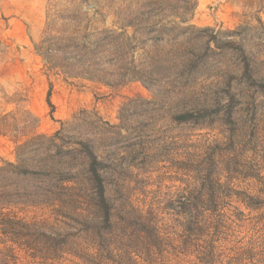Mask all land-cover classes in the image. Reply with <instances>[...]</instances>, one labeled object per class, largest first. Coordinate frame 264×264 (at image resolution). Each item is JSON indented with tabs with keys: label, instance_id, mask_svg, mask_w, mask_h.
I'll use <instances>...</instances> for the list:
<instances>
[{
	"label": "rangeland",
	"instance_id": "obj_1",
	"mask_svg": "<svg viewBox=\"0 0 264 264\" xmlns=\"http://www.w3.org/2000/svg\"><path fill=\"white\" fill-rule=\"evenodd\" d=\"M0 264H264V0H0Z\"/></svg>",
	"mask_w": 264,
	"mask_h": 264
},
{
	"label": "trees",
	"instance_id": "obj_2",
	"mask_svg": "<svg viewBox=\"0 0 264 264\" xmlns=\"http://www.w3.org/2000/svg\"><path fill=\"white\" fill-rule=\"evenodd\" d=\"M91 170H92V169H91ZM91 175L94 176V177L97 179V181H99V185H97V186H98V193H97V195H98V197H99L98 200H99L100 203H101V201L104 200V197H103V189H102V186H101V183H100L99 177H98V175L96 174L95 171H91Z\"/></svg>",
	"mask_w": 264,
	"mask_h": 264
}]
</instances>
